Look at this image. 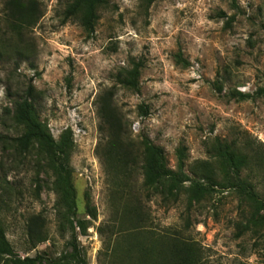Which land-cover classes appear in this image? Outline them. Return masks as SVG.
Masks as SVG:
<instances>
[{"label":"rangeland","instance_id":"obj_1","mask_svg":"<svg viewBox=\"0 0 264 264\" xmlns=\"http://www.w3.org/2000/svg\"><path fill=\"white\" fill-rule=\"evenodd\" d=\"M5 1L0 0V135H21L13 102L30 87L54 139L73 132L77 219L88 227L85 235L77 232L78 244L88 264H112L110 251L123 218L116 208L137 200L147 218L141 231L180 234L201 251L203 264H264V219L256 228L249 224L254 209L235 188L215 187L192 204L189 182L177 202L153 192L147 196L138 160L132 194L116 201L104 162L111 132L100 114L102 99L110 95L125 146L141 153L143 139H150L174 171L177 151L185 148L190 179L208 185L201 179L212 172L223 183L213 151L217 139L264 152V0H159L150 7L143 0H108L91 38L78 20L65 19L72 0H38L44 15L20 42L28 52L24 60L17 58L19 40L9 32ZM179 53L188 67L177 64ZM140 61L136 93L117 77ZM237 92L251 98L238 101L232 96ZM141 106L149 116H142ZM242 177L264 202L262 171L252 166ZM53 182L36 152L17 155L0 143V223L22 258H58L70 248L73 236L57 208ZM88 205L96 219L88 216ZM37 215L46 221L48 241L33 249L26 226ZM134 224L127 222L123 231H134Z\"/></svg>","mask_w":264,"mask_h":264},{"label":"trees","instance_id":"obj_2","mask_svg":"<svg viewBox=\"0 0 264 264\" xmlns=\"http://www.w3.org/2000/svg\"><path fill=\"white\" fill-rule=\"evenodd\" d=\"M150 7L159 0H143ZM109 6L108 0H72L64 11L66 20L75 19L80 22L84 33L88 38L94 36L99 21V11ZM6 22L9 25L11 36L19 40L16 45L17 58L24 60L28 56L26 50L19 47L23 37L35 28L44 15L38 0H6ZM177 64L184 68L189 63L182 54L176 55ZM144 65L133 62L130 70L121 73L117 77V83L133 92L140 91L141 71ZM219 93L222 87L218 86ZM232 96L238 101H247L251 98L248 94L237 92ZM100 114L105 126L111 132L108 151L104 153V162L107 174L112 182L115 200L120 202L124 196L132 194L129 185L132 176L136 173L135 165L142 160V175L144 177L143 189L150 193L162 195L164 199H173L177 202L186 183H190V204L200 201L207 194H211L215 187L224 190L235 188L254 209L253 216L249 221L256 228L264 219L260 216L264 211V202L259 200L255 187L242 177L245 169L252 166L263 173L264 178V152L261 150L250 151L246 147H239L236 143H227L216 140L214 156L219 161L221 172L224 175L223 183L216 182L214 175L209 173L206 178L208 185L196 182L184 172L186 149L177 151V170L168 167L164 150L156 146L150 139H143L141 153H135L131 145L125 146L122 141V123L112 107L111 96L102 99ZM142 116H149L148 108L141 106ZM12 118L15 124L22 129L21 135L10 138L0 135V143L17 155L27 156L37 153L46 163L54 177L53 191L58 199V210L66 220L72 233L70 248L58 258L48 256H36L34 258H22L17 255L9 243L5 229L0 223V263L6 264H88L86 255L79 247V232L85 235L87 232L86 221L77 219V190L73 181V169L70 166V158L75 148L73 132L68 129L59 140H55L48 126L43 123L33 102L32 87L23 96L13 102ZM141 158V159H140ZM150 194V195H149ZM150 198V197H149ZM119 201V200H118ZM120 211L116 213L123 218L119 219L120 228L117 234L116 245L112 248V264H203L201 251L192 243L182 240L180 234H149L144 228L138 227L146 222L144 210L140 201H128L120 205ZM116 207V205H114ZM88 216L96 219V209L88 205ZM127 222L135 223L131 228L134 231H123ZM123 227V228H121ZM27 235L30 246L35 249L38 245L48 241L46 221L42 215L33 216L29 219ZM142 235V236H140ZM137 240L133 242V238ZM110 260V261H111Z\"/></svg>","mask_w":264,"mask_h":264}]
</instances>
